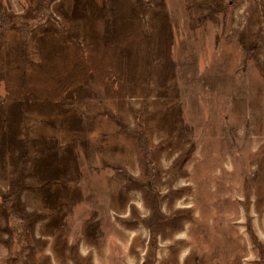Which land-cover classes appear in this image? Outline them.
Segmentation results:
<instances>
[{"label":"rangeland","instance_id":"obj_1","mask_svg":"<svg viewBox=\"0 0 264 264\" xmlns=\"http://www.w3.org/2000/svg\"><path fill=\"white\" fill-rule=\"evenodd\" d=\"M54 1L34 129L0 101V264H264V0Z\"/></svg>","mask_w":264,"mask_h":264},{"label":"crops","instance_id":"obj_2","mask_svg":"<svg viewBox=\"0 0 264 264\" xmlns=\"http://www.w3.org/2000/svg\"><path fill=\"white\" fill-rule=\"evenodd\" d=\"M42 2L43 0H0V15L9 17L11 19H19V17L29 15V12L33 10L40 12L39 7L41 6ZM47 4H49L48 12H50L51 17L45 20L41 25L34 27L24 26L26 23L14 25L1 34L2 41H9L10 39L15 43H19L20 37L25 34H31L38 37L31 42L30 50L27 53L24 62L21 61L17 63H11L4 60L3 53L0 55V101L5 102L7 116L11 117L8 118L9 120L6 118V120H8L7 122H10V126L5 128L6 131L12 130L24 134L23 130L25 128H33L31 127V124L26 127L20 124L18 111L20 109H22L21 112L23 111V91L25 88H28L30 92L25 95V98L29 97V100L37 102L39 107L44 103L45 98L42 96H40V98L31 96V82L36 81L39 78H43V75L38 74V71L40 69L47 70L51 63L56 59L53 57V51L61 50V44L52 41L50 36L53 34L52 30L58 29L61 31L62 29H65L66 31L67 28L69 29V26H67L64 22H62V25L59 26L57 22L53 21V17L57 12V2L54 0H48ZM71 28L72 27L70 26V29ZM66 32L68 33L69 31ZM2 46L3 45L0 47V52L2 51ZM53 67L54 69H52ZM9 69L13 70L11 71V75L7 76L6 72ZM60 70L61 67H58L57 65L52 66L49 69L50 74L47 77L49 80L46 79V81L48 82L54 79V77H58ZM46 76L47 74L45 77ZM43 88L44 87L41 89ZM29 112L31 113V109H29ZM37 112L38 111H36V113ZM6 136L7 134H5V131L0 133V145L4 144L3 140L8 139Z\"/></svg>","mask_w":264,"mask_h":264},{"label":"trees","instance_id":"obj_3","mask_svg":"<svg viewBox=\"0 0 264 264\" xmlns=\"http://www.w3.org/2000/svg\"><path fill=\"white\" fill-rule=\"evenodd\" d=\"M48 0H43L40 8V12H38L39 20H38V25H41L45 20L49 18V12H48V6H47ZM42 14L43 17H46V19L41 22L42 17H40ZM17 20L13 21L9 17H5L3 15H0V31H6L9 29L11 26L16 25ZM41 22V23H40Z\"/></svg>","mask_w":264,"mask_h":264}]
</instances>
